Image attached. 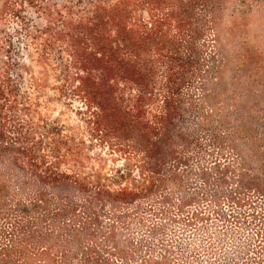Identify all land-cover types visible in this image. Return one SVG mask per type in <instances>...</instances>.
Returning <instances> with one entry per match:
<instances>
[{
	"label": "rangeland",
	"instance_id": "rangeland-1",
	"mask_svg": "<svg viewBox=\"0 0 264 264\" xmlns=\"http://www.w3.org/2000/svg\"><path fill=\"white\" fill-rule=\"evenodd\" d=\"M0 264H264V0H0Z\"/></svg>",
	"mask_w": 264,
	"mask_h": 264
}]
</instances>
